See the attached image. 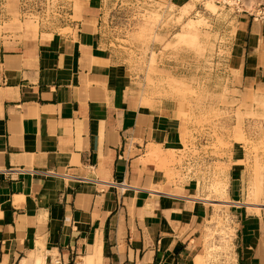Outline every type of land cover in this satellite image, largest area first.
<instances>
[{
    "label": "crops",
    "instance_id": "0c3cea01",
    "mask_svg": "<svg viewBox=\"0 0 264 264\" xmlns=\"http://www.w3.org/2000/svg\"><path fill=\"white\" fill-rule=\"evenodd\" d=\"M189 1L154 5L162 19L179 9L183 17ZM193 3L188 13L203 4ZM117 5L74 0L53 17L19 16L13 30H0V264H33L30 254L41 247L45 264H84L97 244L101 264H195L200 226L215 206L231 218L233 264H264V20L216 17L206 7L208 15L190 18L210 25L204 40L202 29L198 43L186 40L202 41L204 55L171 58L160 70L202 92L196 107L152 94L142 51L118 43ZM175 30L158 21L150 33L173 39ZM216 111L250 139L231 137L228 148L198 156L225 168L223 198L202 190L209 179L170 176L196 162L183 148L196 115ZM193 137L199 144L214 135ZM171 153L186 154L183 166ZM257 165L252 192L261 193L253 203Z\"/></svg>",
    "mask_w": 264,
    "mask_h": 264
},
{
    "label": "rangeland",
    "instance_id": "374dc122",
    "mask_svg": "<svg viewBox=\"0 0 264 264\" xmlns=\"http://www.w3.org/2000/svg\"><path fill=\"white\" fill-rule=\"evenodd\" d=\"M72 1L74 0H4L6 5L0 8V30H13L15 24L19 22V16L31 18L33 15L38 16V12H43L46 16L53 17L57 15V13H60V10L65 11L66 7L69 3H72ZM75 1L78 2L79 0ZM107 1L110 3L118 2V8L121 6V12L115 20V30L120 38L118 43L130 47L132 46L133 48L137 47L142 51L143 55L141 61L146 64L147 72L145 77L152 94L158 97L189 99L193 101L196 107L200 106L201 99L198 95L202 98V92H196V90L189 87L185 80L177 77V79L174 80L175 76H167L165 71L160 70V67L164 68L167 63L174 64L176 62L175 60H180L181 62L187 60V56L191 53V55L195 56V60L197 61L202 58L205 52L202 41L199 47H196L194 43H198L199 29H202L200 35V39L202 40L203 34L208 33L210 25H208V23L200 26V23L198 24L199 20L195 19L203 15H208L209 12L204 13V11L209 10L211 12L212 9L210 4H213L216 5V17H220L219 14L223 12L233 16L236 14H243L252 18L264 20V0H201L203 4L198 6L199 12L195 10L194 12L188 13L194 7L192 0L181 6L182 13H187L183 15V17H181V10L179 9L177 14L173 15V17L168 14L163 19L161 18L163 9H159L154 5L155 1L159 0ZM226 3H228V5ZM192 17L195 19H190ZM189 19L190 21L193 20L192 23L198 27V29L195 28L197 31L189 28L191 23ZM158 21H163L164 24L174 23L177 27L175 33L179 32L178 38H168L169 34L165 31L162 32L164 34L163 38L158 36V31L157 35L154 37V34L150 32L154 33ZM188 21L190 23H187ZM186 27L188 28L186 29ZM187 39H191L194 43L189 40L186 41ZM176 42L178 44H174ZM170 43L174 44L173 47L170 46ZM203 43L205 42L203 41ZM154 45L160 50L158 55H156L152 49ZM165 49L172 50V54L174 55H166L169 54L167 53L169 51L163 54ZM209 49L210 48L207 47V50ZM212 51L213 49L210 52ZM171 58L175 60L171 61ZM196 64L198 65L199 63ZM202 66H204V64H202ZM210 97L214 99L218 96H214L211 93ZM223 118H225V116L218 111L212 115H208L204 112L196 115L192 123V130L189 131V135L183 147H189V154L194 156L196 162L193 165L190 164L189 168L186 170H184L183 167L178 170L174 169L170 175L171 177H177L182 182L187 180L191 174L199 180L204 181L209 179L210 185L204 183L201 188L203 191H208V195L214 198H219V196L222 198L224 197V192L226 191L225 182L227 180V178L223 176L225 168L222 165L206 167V165L197 162L198 156H201L204 152L206 153L209 148H214V150H218L219 147L228 148L230 146L231 137L235 138L237 141L250 142V139L246 138L247 136L244 128L240 126L231 128L230 125L222 122ZM198 130H211L214 138L210 139L208 142L203 141L197 144L195 143L193 132ZM185 156L186 154H182V156L177 157L174 153H171L168 154V159H176L180 165H182ZM258 166L260 165L255 166L253 172L254 179H251L249 182V198L254 189L255 172ZM215 208L216 209L212 211L211 215L206 218L204 223L200 226L199 238L197 240L200 244V249L196 253H200L204 256L205 259H203V261L205 262L203 264H212V262L214 264H233L235 260L233 247L234 230L231 224V218L228 212L222 211L221 206H215Z\"/></svg>",
    "mask_w": 264,
    "mask_h": 264
},
{
    "label": "bare ground",
    "instance_id": "6f19581e",
    "mask_svg": "<svg viewBox=\"0 0 264 264\" xmlns=\"http://www.w3.org/2000/svg\"><path fill=\"white\" fill-rule=\"evenodd\" d=\"M231 1V0H230ZM210 7H211V9H212V11L213 12H215L216 11V5H213V4H210ZM206 20V18L205 17H201L200 19H199V22H198V24L200 23V24H202L204 21ZM189 21H190V19H189ZM187 22V23H190V26H189V28L190 29H193V30H195V31H197L196 29H198V27H196L195 26V24H193L192 23V21H190V22ZM196 23V22H195ZM187 25V24H186ZM188 27H186V29H187ZM196 28V29H195ZM185 30V29H184ZM181 35V34H180ZM177 78L175 77L174 78V80H176ZM173 80V79H172ZM259 167H261V165L260 166H258L256 169L258 170V168ZM256 172H258V171H256ZM253 184V183H252ZM257 184V182H255V185ZM253 188H255V187H253ZM256 191H253L252 193H251V196H250V202H256V201H258V199H259V188L258 187H256V189H255ZM261 193V192H260ZM257 203V202H256ZM250 205H254V204H250ZM100 243V242H99ZM97 245H99V244H97ZM97 245H96V248H95V250H93V252H91L90 254H87V256L85 257V264H101V262H102V251H101V244L97 247ZM41 251L40 250H36V251H34L33 250V252H31V254H30V256H31V258H33V264H45V252H43V250H44V247H41ZM203 259H205L204 258V256L202 255V254H198V255H196V257H195V259H194V262H195V264H203L205 261H203Z\"/></svg>",
    "mask_w": 264,
    "mask_h": 264
},
{
    "label": "built area",
    "instance_id": "2783aa9c",
    "mask_svg": "<svg viewBox=\"0 0 264 264\" xmlns=\"http://www.w3.org/2000/svg\"><path fill=\"white\" fill-rule=\"evenodd\" d=\"M226 4L228 5V3H226ZM54 264H64V263H62L61 260L56 259L55 262H54ZM65 264H79V263H76V261H75L73 263H65ZM212 264H214V263L212 262Z\"/></svg>",
    "mask_w": 264,
    "mask_h": 264
}]
</instances>
